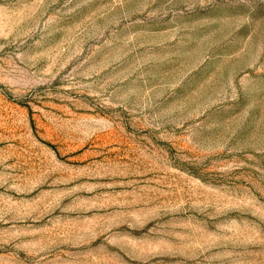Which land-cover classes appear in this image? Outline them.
<instances>
[{
  "label": "rangeland",
  "instance_id": "rangeland-1",
  "mask_svg": "<svg viewBox=\"0 0 264 264\" xmlns=\"http://www.w3.org/2000/svg\"><path fill=\"white\" fill-rule=\"evenodd\" d=\"M0 264H264V0H0Z\"/></svg>",
  "mask_w": 264,
  "mask_h": 264
}]
</instances>
